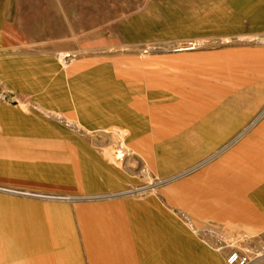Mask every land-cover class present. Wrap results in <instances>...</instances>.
Listing matches in <instances>:
<instances>
[{"label":"rangeland","instance_id":"obj_1","mask_svg":"<svg viewBox=\"0 0 264 264\" xmlns=\"http://www.w3.org/2000/svg\"><path fill=\"white\" fill-rule=\"evenodd\" d=\"M0 96V106L19 103L47 120H0L1 253L35 250L24 237L30 222L80 223L103 242L104 219L119 212L143 215L148 228L133 237L137 264H226L231 250L264 264L263 214L219 218L230 205L185 196L213 174L169 188L204 167L187 172L216 151L219 128L263 111L264 0H0ZM53 122L85 148L55 139ZM105 128L130 131V152ZM252 137V187L233 189L253 208L247 193L264 184V115ZM109 147L114 172L103 159ZM62 255L87 264L82 251Z\"/></svg>","mask_w":264,"mask_h":264},{"label":"crops","instance_id":"obj_2","mask_svg":"<svg viewBox=\"0 0 264 264\" xmlns=\"http://www.w3.org/2000/svg\"><path fill=\"white\" fill-rule=\"evenodd\" d=\"M2 96H0V99ZM12 100L17 101V97H12ZM18 110H16V107ZM15 107H11L7 104L0 106V120L2 119H13V120H23L28 119L30 122H35L36 124H40L46 122V117L42 115L40 112L37 113L28 109L26 106L17 103ZM15 108V109H14ZM43 110L45 114L54 116L56 118L63 119V116L54 111L42 107H39ZM26 116V117H25ZM25 117V118H24ZM64 122L66 126L75 127L77 129L80 128L78 122L70 119H65ZM54 123V122H53ZM52 123V124H53ZM55 127L53 128V132L56 136L54 137L58 141H62L64 139L70 138L65 137L66 135H70L66 131H64L63 125L60 123H54ZM250 126V128H249ZM248 127V128H247ZM252 119L248 121V118H244L240 123L230 122L227 125L219 128L218 139L213 144L214 153L207 155L204 157L199 163L193 166L189 171H192L198 167L204 166L192 177H182L175 183L169 186H172L174 189L181 188L180 186L185 185L188 186L191 180L209 177L213 174V177L210 180L206 181V185L201 186L199 188L194 187V190L185 193L186 197L198 199H204L206 202H224L230 205L229 211H226V208L217 212L219 216H228L230 217L232 214L235 218L246 217L244 215H250L253 212H259L264 215V208L262 209L260 206H264V184L258 190H256L253 194L252 192L247 193L248 199H252L254 207L251 205L243 204L245 193H238L233 188L236 184H239L244 189H248L252 187ZM37 130V129H36ZM89 132V131H86ZM104 132L109 134V137L112 141L118 139V141H123L122 149L126 151V153L130 152L127 148L126 143L129 140L130 131L127 129H116V128H105ZM246 132V133H245ZM119 133L122 135L121 139H119ZM233 136V137H232ZM229 137H232L229 141H226ZM256 141V137H254ZM74 145L79 147L85 146L81 142H77L74 139H68ZM223 141V142H222ZM226 141V142H224ZM222 144V145H221ZM219 147V148H218ZM108 149H112L109 147L104 150L103 159L105 158V162L108 166L109 172H114L117 170L116 166L108 159L106 151ZM223 150V151H222ZM224 152V153H223ZM122 163V162H121ZM260 172V170H254L253 172ZM185 172V173H187ZM184 173V174H185ZM182 175L176 176L177 178ZM172 180V179H171ZM244 180V181H243ZM264 182V180H262ZM174 182V181H172ZM231 187V189H230ZM171 189V188H170ZM245 194V195H244ZM214 200V201H212ZM242 204V205H240ZM141 209V208H140ZM229 212V213H228ZM140 213V212H139ZM145 213V212H144ZM157 216L160 220L166 221L167 227L171 228L179 226V221L174 220L170 213H161V212H150ZM149 214V213H148ZM254 214V213H253ZM113 217L105 218L104 220H109L108 226L105 228V234L102 236L103 242H101V238L97 241V236L100 234L99 232L93 233L89 230L88 233L83 231L80 228V223L78 221V226L73 224L72 228L65 229V226L60 228L57 224L56 228H48V225L38 224L37 222H30L28 224V229L25 230L24 237L27 238V245L29 247H34L35 250L41 249V252L47 254L45 258H41L37 256L33 261L32 257H30V262L28 261L25 264H83V261H65L64 256L62 254L66 252H72L74 256L72 258L79 259L78 253L82 251L85 254L87 260V264H137L134 259V253L136 250L133 248V237L135 235H140L141 233L147 231V226L143 224L141 214H113ZM253 216V215H252ZM220 218V217H219ZM232 218V217H230ZM229 218V219H230ZM253 218V217H252ZM79 220V218H78ZM128 220L132 222H128ZM139 220V221H138ZM160 226V225H158ZM52 229V230H51ZM152 237H159L161 234L160 228L152 229ZM50 231H54L55 233H50ZM63 232V235L60 236L59 232ZM99 231V230H98ZM99 233V234H98ZM9 236H13L9 234ZM71 236L69 239H65V237ZM142 241H139L141 246L148 245L149 242H145L144 237L142 236ZM171 243V242H169ZM174 245V241H172ZM171 244V246H172ZM170 247V246H169ZM34 251H30V253H34ZM183 252V257H180L181 262L189 261L190 257L187 253L186 243L181 249ZM52 253L57 254L61 253V255H52ZM97 253H100L97 255ZM76 254V255H75ZM94 255L98 257H94ZM93 258V259H92ZM215 254L212 256V261H214ZM176 258L173 259L175 263ZM200 262V261H199ZM213 263V262H212Z\"/></svg>","mask_w":264,"mask_h":264},{"label":"bare ground","instance_id":"obj_3","mask_svg":"<svg viewBox=\"0 0 264 264\" xmlns=\"http://www.w3.org/2000/svg\"><path fill=\"white\" fill-rule=\"evenodd\" d=\"M264 115V109L261 112V114H259V116L252 122V126ZM248 128V127H247ZM250 128V126H249ZM263 128V127H261ZM252 130V129H251ZM246 133V132H245ZM261 133V130L256 132V135H259ZM120 136V135H119ZM121 137V136H120ZM257 137V136H254ZM257 141V140H256ZM121 147H123V144H121ZM223 151V150H222ZM110 154V153H109ZM112 154V153H111ZM124 154H120V156H117L115 158H113V160H121V156H123ZM112 156V155H111ZM110 159V158H109ZM244 181V180H243ZM1 190V189H0ZM2 191V190H1ZM11 252V250H6L3 251L2 253L0 252V264L1 263V259L3 258V264H25L30 260V257L33 256L32 260L36 261L37 259H35L37 256H40L41 258H45V253L41 252V249H37L35 250L34 253H30L29 250H26L25 247H23L22 249H20L17 253L15 252H11L10 254L7 252ZM6 261V262H5ZM30 262V261H29Z\"/></svg>","mask_w":264,"mask_h":264},{"label":"built area","instance_id":"obj_4","mask_svg":"<svg viewBox=\"0 0 264 264\" xmlns=\"http://www.w3.org/2000/svg\"><path fill=\"white\" fill-rule=\"evenodd\" d=\"M226 264H250V259L246 254L237 250H231L225 260Z\"/></svg>","mask_w":264,"mask_h":264}]
</instances>
